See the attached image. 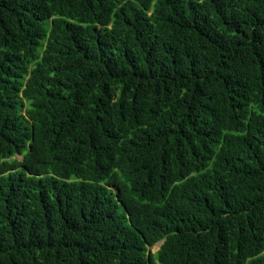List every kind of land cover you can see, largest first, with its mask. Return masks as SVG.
Masks as SVG:
<instances>
[{"label":"trees","instance_id":"trees-1","mask_svg":"<svg viewBox=\"0 0 264 264\" xmlns=\"http://www.w3.org/2000/svg\"><path fill=\"white\" fill-rule=\"evenodd\" d=\"M0 264H264V0H0Z\"/></svg>","mask_w":264,"mask_h":264},{"label":"clouds","instance_id":"clouds-1","mask_svg":"<svg viewBox=\"0 0 264 264\" xmlns=\"http://www.w3.org/2000/svg\"><path fill=\"white\" fill-rule=\"evenodd\" d=\"M98 26H103V24L101 23H97ZM178 184L176 181L170 179V181H164L161 184V189L166 188L167 186H174ZM130 185V178H124L121 181L117 182V183H111L110 185H107V188L110 190V192L114 195V198L117 200V202L120 204V210H122V212L127 215L129 217V212L131 210H138V211H147V212H153L147 205V201L154 199L155 197L148 191H146V189L144 188H127V189H122V188H126ZM121 190L122 195L125 196L124 199L120 200L118 197V192ZM163 243V240L158 241L157 244V249L156 251L160 248L161 244ZM154 244V245H155ZM153 245V246H154ZM150 247V251L151 248ZM154 251V252H156ZM152 252V251H151Z\"/></svg>","mask_w":264,"mask_h":264},{"label":"rangeland","instance_id":"rangeland-1","mask_svg":"<svg viewBox=\"0 0 264 264\" xmlns=\"http://www.w3.org/2000/svg\"><path fill=\"white\" fill-rule=\"evenodd\" d=\"M19 157H20V156H18V158H19ZM157 246H158V245H157V244H155V245H154V246L151 248V251H152V252L156 251V249H157Z\"/></svg>","mask_w":264,"mask_h":264}]
</instances>
